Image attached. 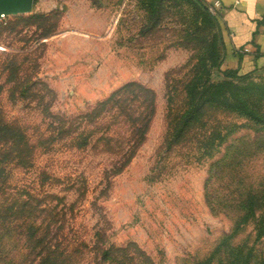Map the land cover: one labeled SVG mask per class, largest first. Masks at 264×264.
I'll use <instances>...</instances> for the list:
<instances>
[{
  "label": "rangeland",
  "instance_id": "rangeland-1",
  "mask_svg": "<svg viewBox=\"0 0 264 264\" xmlns=\"http://www.w3.org/2000/svg\"><path fill=\"white\" fill-rule=\"evenodd\" d=\"M151 1L37 0L32 13L16 15L24 19H0V27L12 30L0 36V62L17 55L26 73L50 90H36L45 96L42 104L11 101L5 91L0 97L6 118L26 131L32 145L43 143L44 133L60 137L51 131L46 108L72 119L76 136L87 131L81 116L122 86L134 82L156 95L146 140L122 173L114 172L119 157L103 143L84 149L70 138L58 140L50 152L38 148L32 169L7 165L9 184L63 199L50 202L73 245H131L153 264H264V214L254 215L264 207V129L230 109L209 108L185 140L167 141L184 108L187 82L208 79V71L212 81L223 79L211 67L210 52L220 32L197 0H159L153 8ZM203 1L210 13L212 0ZM52 13L44 22L31 19ZM48 30L54 33L44 37ZM222 57L221 70H234L225 65V52ZM240 76L250 91L245 100L264 114V67ZM124 132L120 126L111 136ZM216 163L221 167L209 181ZM255 195L252 207L243 203ZM11 242L0 264L20 261ZM82 258L87 264V255H74L76 262ZM98 262L91 264H103Z\"/></svg>",
  "mask_w": 264,
  "mask_h": 264
},
{
  "label": "trees",
  "instance_id": "trees-1",
  "mask_svg": "<svg viewBox=\"0 0 264 264\" xmlns=\"http://www.w3.org/2000/svg\"><path fill=\"white\" fill-rule=\"evenodd\" d=\"M158 1H151L150 7H156ZM197 1L202 5L209 24H216L219 28V45L214 44L210 51L211 67L221 72L223 79L219 82L212 81L208 71L206 73L208 79H204L205 75L204 77L196 76L187 82L184 88L186 96L184 108L182 113L174 118L167 141L185 140L192 129L203 123L209 108L230 109L264 129V114L245 100L250 91L241 86L243 76H240L239 70H221L225 43L218 18L211 16L203 0ZM36 2L37 0L34 5ZM51 15L53 13L34 14L31 19L44 22ZM16 18L24 19L23 16H16ZM7 29L9 27H0V36L4 32H12ZM53 31L48 30L43 36L49 37L54 33ZM20 59L17 55H12L0 62V97L5 91L11 101L37 99L42 104L45 96H39L36 90L38 87L48 92L50 90L33 74L26 73L25 62ZM24 74L26 77H23ZM155 112V93L140 84L128 83L105 100L98 102L87 114L81 116L80 125L86 124L87 131L83 130L76 136L73 135L79 128H74L72 119L51 115L49 108H46V114L53 119L50 126L52 125L54 129L51 131L53 133L58 131L56 134L60 137L57 139L52 134L46 138L44 133L41 135L43 143L32 145L26 131L9 121L5 112L0 108V259L5 244L12 241L13 249L19 248L21 257L18 263L10 259L8 264H85L84 258L78 262L74 260L76 254L87 255V264H91L93 259L103 264H153L146 254L137 247L134 251L131 245L116 247L103 242L101 244L95 242L92 246L86 242L73 245L68 240L66 226L59 225L57 217L61 218V216L57 211L58 207L50 202L63 199L50 192L45 194L37 192L35 188L28 185L11 186L7 165L14 164L19 169H32L35 167L33 156L38 148L50 152L58 140L71 138L73 140L71 145L84 149L88 148L93 141H95L93 147H96L99 142L103 143L109 150L108 152L119 157V166L115 167L114 172L120 174L128 167L144 144ZM57 120L59 125L55 127L54 122ZM120 126L124 127L125 132L120 135L116 134L119 136V139H116L111 136V133ZM218 135L220 141H223L225 136ZM39 144L41 146H38ZM232 154L233 152L231 156ZM220 167L218 163L211 167L209 181L216 176L217 168ZM41 183L44 184L43 181ZM41 183L38 187L43 188ZM256 197L258 198V195L252 196L250 200L247 198L243 200V203L246 206L249 203L252 207ZM252 198L254 199L251 200ZM260 200L264 205V190L260 195ZM256 212L260 215L264 214V207L254 210V215ZM260 229L264 230V225H261ZM14 243H16L15 246ZM79 250L81 253H78Z\"/></svg>",
  "mask_w": 264,
  "mask_h": 264
},
{
  "label": "crops",
  "instance_id": "crops-1",
  "mask_svg": "<svg viewBox=\"0 0 264 264\" xmlns=\"http://www.w3.org/2000/svg\"><path fill=\"white\" fill-rule=\"evenodd\" d=\"M220 1L222 8L217 18L227 68L246 73L264 67V0ZM244 49L249 53H242Z\"/></svg>",
  "mask_w": 264,
  "mask_h": 264
},
{
  "label": "water",
  "instance_id": "water-1",
  "mask_svg": "<svg viewBox=\"0 0 264 264\" xmlns=\"http://www.w3.org/2000/svg\"><path fill=\"white\" fill-rule=\"evenodd\" d=\"M35 0H0V19L6 16L30 14Z\"/></svg>",
  "mask_w": 264,
  "mask_h": 264
},
{
  "label": "built area",
  "instance_id": "built-area-1",
  "mask_svg": "<svg viewBox=\"0 0 264 264\" xmlns=\"http://www.w3.org/2000/svg\"><path fill=\"white\" fill-rule=\"evenodd\" d=\"M222 8V4L220 0H213L209 6V11L213 16L218 17L219 11ZM242 53L247 54L249 53V49H244Z\"/></svg>",
  "mask_w": 264,
  "mask_h": 264
}]
</instances>
